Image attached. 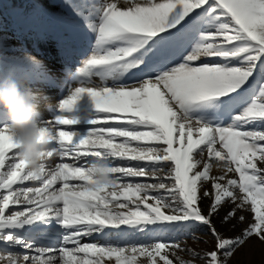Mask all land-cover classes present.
<instances>
[{"label": "snow or ice", "instance_id": "1", "mask_svg": "<svg viewBox=\"0 0 264 264\" xmlns=\"http://www.w3.org/2000/svg\"><path fill=\"white\" fill-rule=\"evenodd\" d=\"M68 6L94 40L59 114L38 117L39 171L0 113V264H228L252 237L264 243V0ZM85 94L80 135L68 126ZM97 160L110 184L95 185ZM225 204L221 224H245L238 235L213 223ZM197 225L211 250L187 245Z\"/></svg>", "mask_w": 264, "mask_h": 264}, {"label": "rangeland", "instance_id": "2", "mask_svg": "<svg viewBox=\"0 0 264 264\" xmlns=\"http://www.w3.org/2000/svg\"><path fill=\"white\" fill-rule=\"evenodd\" d=\"M75 2H78V0H47L45 5L26 7L27 4H30L28 0H0V12H7L1 24L7 27L8 24L19 20V8L22 7L24 16L21 17V19L24 21V24L15 29V32L21 36L31 35L38 44L44 45L49 53L54 56H76L75 52L83 47L84 54L79 56V61L75 68L69 72V86L65 93L68 92L70 87L78 86V81L74 79L76 76V68L81 66L82 60L90 54V47L94 40L93 35L86 30L84 23L71 12L68 5L69 3ZM68 16L71 17L75 26L62 23L63 18ZM2 28L3 26L0 25V32H2ZM14 42L19 46L17 52L21 56L31 53V47H26V45L19 40ZM8 49L9 47H7L6 43L2 41L0 37V51ZM12 65L13 64L7 60H1L0 69L6 70L12 67ZM37 65H39L38 62ZM34 67H36V65H34ZM95 79L98 80V78ZM86 110H89L88 107L80 103H77L73 108V114L77 115L79 120L78 123L68 127H71L76 133H81L80 131L83 130L81 126L84 116L81 115V112ZM55 111L56 113L59 111L58 107L49 110V112ZM116 163L119 166H123L118 159ZM213 174H216L215 171H213ZM208 203L209 201L203 202L205 208ZM228 210L229 206L225 204L218 214L213 216V223L223 235L235 236L240 233L241 229L245 227V224L237 223L233 220L229 224L222 225L221 219ZM245 215L250 214L245 213ZM233 224H235V228L232 227ZM195 231L196 235L201 238V242H195L189 238L186 241L187 245L199 251L211 250L215 241L207 227L197 225ZM94 239H96V237H94ZM202 241H207V243H203ZM180 255L185 259L191 258L188 253H180ZM196 264H204V261L197 259ZM228 264H264V243L252 237L235 251L234 255L229 259Z\"/></svg>", "mask_w": 264, "mask_h": 264}, {"label": "bare ground", "instance_id": "3", "mask_svg": "<svg viewBox=\"0 0 264 264\" xmlns=\"http://www.w3.org/2000/svg\"><path fill=\"white\" fill-rule=\"evenodd\" d=\"M28 6H42L47 3V0H28ZM6 11L0 12V25L3 26L0 37L9 47L8 50L0 51V62L9 61L13 65L9 69L1 72L5 75H11L13 78L21 81L22 86L28 88L31 93L32 100L37 106V115L42 116L43 119L52 120L58 112H49L51 109L57 108L58 102L65 98L67 88L69 86V72L72 71L79 61V56L84 54L83 47L75 52L76 56H54L49 53L47 48L38 44L31 35L21 36L15 32V29L21 27L24 21L21 17L24 16L22 7L19 8L20 18L4 26L2 19L6 15ZM19 40L23 42L26 47H31V53L21 56L17 49L19 46L14 42ZM76 48V47H74ZM83 50V51H82ZM82 51V52H81ZM82 53V54H81ZM21 56V57H20ZM37 62L39 65H37ZM36 65V67H34ZM77 103L85 104L89 110L83 112H91V102L87 95H83L81 100ZM81 112V113H83ZM55 113V114H54ZM81 126L82 131L79 134H86L90 125L83 119ZM2 122V121H0ZM55 159V158H53ZM63 162H71L69 158H65Z\"/></svg>", "mask_w": 264, "mask_h": 264}, {"label": "clouds", "instance_id": "4", "mask_svg": "<svg viewBox=\"0 0 264 264\" xmlns=\"http://www.w3.org/2000/svg\"><path fill=\"white\" fill-rule=\"evenodd\" d=\"M0 113L7 116L8 128L16 137L19 155L32 171H39L48 150L49 137L41 133V125L28 88L10 74L0 73ZM95 185L112 182L111 167L107 160L93 161Z\"/></svg>", "mask_w": 264, "mask_h": 264}]
</instances>
